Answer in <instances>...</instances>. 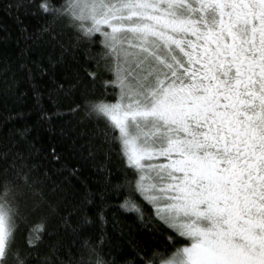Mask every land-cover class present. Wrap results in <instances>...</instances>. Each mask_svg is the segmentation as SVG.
Masks as SVG:
<instances>
[{
    "label": "snow or ice",
    "instance_id": "snow-or-ice-1",
    "mask_svg": "<svg viewBox=\"0 0 264 264\" xmlns=\"http://www.w3.org/2000/svg\"><path fill=\"white\" fill-rule=\"evenodd\" d=\"M32 7L50 21L27 40L59 49L61 61L70 49L85 57L49 93L54 106L79 93L70 112L97 122L88 136L62 130L68 153L87 148L103 188L123 195L119 208L153 234L172 232L173 244L186 240L164 264H264V0H16L17 14ZM23 67L29 78L48 72ZM10 120L0 124V264H155L160 254L131 237L130 258L113 256L126 225L103 208L95 220L68 211L67 178L53 181L36 162L65 157L41 153ZM93 223L98 237L84 231Z\"/></svg>",
    "mask_w": 264,
    "mask_h": 264
},
{
    "label": "trees",
    "instance_id": "trees-1",
    "mask_svg": "<svg viewBox=\"0 0 264 264\" xmlns=\"http://www.w3.org/2000/svg\"><path fill=\"white\" fill-rule=\"evenodd\" d=\"M15 3L16 0H0V124L11 117L8 121L9 127L21 132L27 129V139L33 142L41 153L46 154L55 147L58 154L65 157L61 163L55 165L48 164L42 156L38 157L36 162L43 164L49 170L53 181L60 183L67 178L64 186L69 190V199L74 205L68 211L73 212L76 208L82 207L87 211L89 218L95 220L98 211L103 208L109 220L115 217L126 225L121 248L114 252L113 256L130 258L129 254L133 249L127 241L131 237L141 246L150 248V256L152 253H159L160 255L155 258V264H163L176 253L178 248L186 244V240L176 238L173 244L166 239L168 236H173V233L167 229L161 228V234L157 235L151 232L150 227L144 228L135 213L126 212L118 207L123 202L122 194L103 188V177L97 170L96 162L87 159V148L71 154L67 151L69 142L61 135L62 130L72 129L88 136L92 134L97 122L88 118L83 110L76 113L70 112V109L75 107L73 100L80 102L79 93L68 98L62 96L58 106L52 104L51 99L54 98L50 99L49 93L52 91L53 80L64 83L73 70L85 64L83 52L70 49L63 55L61 61L59 49L53 50L49 46L27 40L26 37L40 31L50 21V18L38 12L35 7L27 11L22 9L17 14ZM10 4L12 5L11 11L8 10ZM71 36L72 34L65 29L64 40L69 41ZM99 39L100 37L97 36V42L92 48L93 52L101 51ZM74 58L79 63H76ZM50 59L53 67H49ZM57 61L61 62L57 63ZM33 62L42 63L48 69L47 74L40 75L34 70L32 78H29L27 67L23 66L30 67ZM88 66L92 67L91 64ZM104 79L108 80L111 77L105 75ZM99 90L103 91L102 88ZM53 113H59V115L54 116L52 120L44 119L45 115L52 116ZM100 127H103L102 122H100ZM79 143L86 145L87 139H81ZM102 159L103 157H99L97 162ZM112 163L118 165V157L113 156ZM65 164L67 170L62 173L54 170ZM73 168L78 169L74 177L69 175V171ZM102 192L107 193L103 201L98 198ZM85 196L92 200L91 204L86 203ZM145 211H150V209L145 206ZM33 220L38 223L35 217ZM77 226V218L74 216L71 227ZM110 229L111 225H109V231ZM60 231H63V226L60 227ZM84 231L90 237L100 235L98 223L86 226ZM26 240V231L17 234L16 247L21 252L28 250ZM104 251H108L107 247ZM31 264H35L34 259Z\"/></svg>",
    "mask_w": 264,
    "mask_h": 264
},
{
    "label": "rangeland",
    "instance_id": "rangeland-1",
    "mask_svg": "<svg viewBox=\"0 0 264 264\" xmlns=\"http://www.w3.org/2000/svg\"><path fill=\"white\" fill-rule=\"evenodd\" d=\"M184 246H185V245H184ZM184 246H182V247H184ZM173 255H174V254H173ZM173 255H172L169 259H171V258L173 257ZM169 259H168V260H169ZM163 264H164V263H163Z\"/></svg>",
    "mask_w": 264,
    "mask_h": 264
}]
</instances>
